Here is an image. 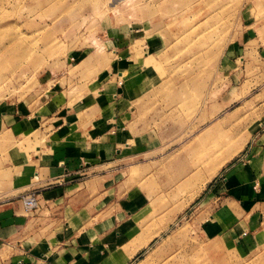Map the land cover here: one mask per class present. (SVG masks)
Returning <instances> with one entry per match:
<instances>
[{
	"label": "crops",
	"instance_id": "1",
	"mask_svg": "<svg viewBox=\"0 0 264 264\" xmlns=\"http://www.w3.org/2000/svg\"><path fill=\"white\" fill-rule=\"evenodd\" d=\"M142 1L110 4L99 20L103 51L76 54L67 73L63 61L59 71L65 74L56 88L43 90V102L0 106V137L9 142L11 160L0 194V264H131L163 232L165 226L147 228L146 184L155 181L152 166L164 163L160 135L142 117L143 97L157 85L151 59L164 45L163 19L137 9ZM238 35L223 50L222 70L236 83L250 65L242 82L255 79V95H264V39ZM248 53L254 62L245 63ZM257 111L240 134L241 148L197 186L216 183L219 206L208 215L211 229L243 239L264 228V96ZM215 120L204 129L225 119ZM76 174L86 179L78 182ZM31 186H42L38 210L24 212L17 199Z\"/></svg>",
	"mask_w": 264,
	"mask_h": 264
},
{
	"label": "rangeland",
	"instance_id": "2",
	"mask_svg": "<svg viewBox=\"0 0 264 264\" xmlns=\"http://www.w3.org/2000/svg\"><path fill=\"white\" fill-rule=\"evenodd\" d=\"M114 1L0 0V106L43 102V90L56 88L65 74L59 71L63 61L67 73L79 60L76 54L103 51L99 20ZM156 2H138L137 9L149 8L151 19H163L164 45L151 59L157 85L143 97L142 117L160 135L164 163L152 166L155 181L146 184L147 228H165L131 264H264V228H253L244 239L212 230L207 219L219 206L216 183L208 180L197 187L205 181L200 177L214 175L230 161L243 143L240 134L257 117L264 95H255V79L242 82L250 65L245 76L229 83L221 63L227 43L239 32L264 39V0H160L158 7ZM248 56L245 63L254 62ZM215 119L225 120L204 129ZM8 143L0 137V194L7 182L4 166L11 163ZM77 174L78 182L86 179ZM41 189L28 187L17 201L38 197Z\"/></svg>",
	"mask_w": 264,
	"mask_h": 264
},
{
	"label": "built area",
	"instance_id": "3",
	"mask_svg": "<svg viewBox=\"0 0 264 264\" xmlns=\"http://www.w3.org/2000/svg\"><path fill=\"white\" fill-rule=\"evenodd\" d=\"M20 206L23 211L30 212L37 208L38 202L37 197H34L32 194L21 197Z\"/></svg>",
	"mask_w": 264,
	"mask_h": 264
},
{
	"label": "bare ground",
	"instance_id": "4",
	"mask_svg": "<svg viewBox=\"0 0 264 264\" xmlns=\"http://www.w3.org/2000/svg\"><path fill=\"white\" fill-rule=\"evenodd\" d=\"M174 221V220H173ZM175 224V223H174ZM165 228V227H164ZM158 231V230H157ZM155 232V233H154ZM153 233H151V232H148V234L147 235H145V236H143L144 238H143V242L141 243V245H139V246H137V247H135V248H138V247H140V246H142L143 244H145L150 238H151V236L153 235V234H156V231H154ZM156 236V235H155ZM169 236H170V234H169ZM150 241V240H149ZM146 245V244H145ZM144 245V246H145ZM148 245V244H147Z\"/></svg>",
	"mask_w": 264,
	"mask_h": 264
}]
</instances>
